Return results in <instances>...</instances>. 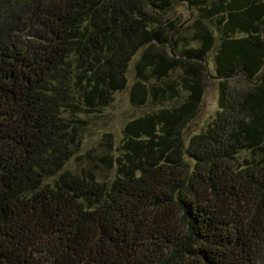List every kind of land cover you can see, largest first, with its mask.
Returning a JSON list of instances; mask_svg holds the SVG:
<instances>
[{
  "label": "trees",
  "instance_id": "trees-1",
  "mask_svg": "<svg viewBox=\"0 0 264 264\" xmlns=\"http://www.w3.org/2000/svg\"><path fill=\"white\" fill-rule=\"evenodd\" d=\"M136 54L157 106L76 155ZM0 264H264V0H0Z\"/></svg>",
  "mask_w": 264,
  "mask_h": 264
},
{
  "label": "rangeland",
  "instance_id": "rangeland-1",
  "mask_svg": "<svg viewBox=\"0 0 264 264\" xmlns=\"http://www.w3.org/2000/svg\"><path fill=\"white\" fill-rule=\"evenodd\" d=\"M165 15L173 21H183L182 25L184 26H187L192 18H194V14L188 10L184 3H177L173 6L172 10L166 12ZM191 31V28L185 27L182 29L181 33L188 38ZM190 44L196 45V42L190 41ZM213 53V50L210 51L206 61L209 76L207 78L199 111L183 130L185 140H187L190 135L202 130L218 108L217 79L214 77L213 72ZM137 56L136 54L133 57L127 68V86L115 92L113 101L96 116H80L86 121L84 128L81 130V138L79 147L75 152L76 155L84 154L89 150L95 154L106 151L109 142H111L114 147L121 137L122 126L126 120L136 117L157 106L153 105L151 100L141 104H134L130 100L129 92L133 79V62ZM75 162L76 160L73 158L68 162L67 166H79L75 164Z\"/></svg>",
  "mask_w": 264,
  "mask_h": 264
}]
</instances>
